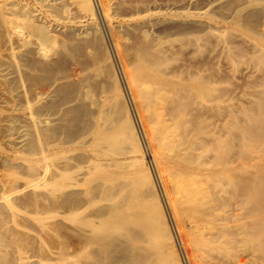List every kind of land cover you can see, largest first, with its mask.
I'll list each match as a JSON object with an SVG mask.
<instances>
[{
	"label": "bare ground",
	"instance_id": "obj_1",
	"mask_svg": "<svg viewBox=\"0 0 264 264\" xmlns=\"http://www.w3.org/2000/svg\"><path fill=\"white\" fill-rule=\"evenodd\" d=\"M0 264H264V0H0Z\"/></svg>",
	"mask_w": 264,
	"mask_h": 264
},
{
	"label": "rangeland",
	"instance_id": "obj_2",
	"mask_svg": "<svg viewBox=\"0 0 264 264\" xmlns=\"http://www.w3.org/2000/svg\"><path fill=\"white\" fill-rule=\"evenodd\" d=\"M31 5H32V6H36L35 3L32 2V1H31ZM101 19H102V20H101ZM98 20H99V22H100L101 29L103 30V34H104V37H105L106 43H107V45H108V48H109V51H110V54H111V57H112V61H113L114 66H115V68H116V71H117L118 77H119V79H120V81H121L122 88H123V90L125 91L124 85H123V83H122V80H123L124 77H123L121 71L118 69V61H119V60H118V56L116 55V53H114L115 51L112 50L113 47H112L111 42H110V41H111L110 34H109L108 30L106 29L107 27H106L105 21H104V19H103V17H102L101 15H98ZM88 21H89V23L91 22V20H88ZM88 21H87V22H88ZM109 42H110V43H109ZM124 93H125V92H124ZM125 95H126V99H127L128 103H129V106H130V109H131V113H132V115H133V117H134V113H133V110H134V109H132V107H133V105H132L133 102L131 103V99H130V97L128 96V94L125 93ZM135 122H136V120H135ZM146 159H147V162H149L148 165H150L149 168L151 169L152 174H154V176H155V175H156V172H155V170H156V167H155V166H156V165L154 164V161H152L153 159H152V155H151L150 152H146ZM154 165H155V166H154ZM156 176H157V175H156ZM164 207H165V211H166V214H167V217H168L169 223H170V225H171V228H172V230H173V228H174V230H175L174 222H173L172 217H171V213H170L169 209L167 208V205L164 206ZM167 210H168V211H167Z\"/></svg>",
	"mask_w": 264,
	"mask_h": 264
}]
</instances>
